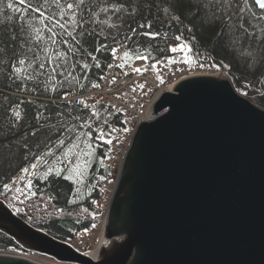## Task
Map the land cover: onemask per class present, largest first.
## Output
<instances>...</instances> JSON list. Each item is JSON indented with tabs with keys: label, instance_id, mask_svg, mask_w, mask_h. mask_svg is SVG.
Wrapping results in <instances>:
<instances>
[{
	"label": "water",
	"instance_id": "1",
	"mask_svg": "<svg viewBox=\"0 0 264 264\" xmlns=\"http://www.w3.org/2000/svg\"><path fill=\"white\" fill-rule=\"evenodd\" d=\"M141 121L95 259L0 199V231L64 264H264V108L226 75L181 81ZM0 264H39L0 252Z\"/></svg>",
	"mask_w": 264,
	"mask_h": 264
},
{
	"label": "trees",
	"instance_id": "2",
	"mask_svg": "<svg viewBox=\"0 0 264 264\" xmlns=\"http://www.w3.org/2000/svg\"><path fill=\"white\" fill-rule=\"evenodd\" d=\"M204 1L84 0V4L71 13L78 26L73 27L71 21L67 26L68 32L76 39L69 35L58 36L56 45L49 44L52 49L50 54L54 55L57 49L67 53V59L60 63L68 65V70L75 79H66L58 70L48 90L32 81L9 79L7 73L11 72V62L0 64V69L4 71L0 75V199L9 203L12 192L7 189L15 177L43 156L48 148L54 151L57 141L63 139L65 149L60 151L61 154L55 151L49 156L46 163H50L49 166L34 180L32 189L35 196L25 203H15L14 206L21 218L60 240L65 241V238H61V233L73 239L93 231L100 221L94 203L101 197L93 183L101 174H107L104 160L108 151L110 126L120 124L122 115L100 105L99 116L86 126L83 124L89 111L77 103H65L60 99L73 91L88 93L101 80L111 63L112 50L121 43L128 44L127 51L132 54L131 60L137 59L136 54H143L149 56L147 60L151 65L169 56V45L178 42L175 39L177 36L190 44L192 59L207 62L213 58L236 82L237 74L233 70V64L237 58L226 57L225 50L220 49L224 46L225 31L229 25L227 23L232 15H238L243 26L246 23L249 25L243 30L240 28L242 24H239L240 35L247 33L246 39L249 36L264 38V18L258 19L251 14L255 12L259 17L261 10L255 6L254 0H248L247 8L251 11L247 10L244 0H217L220 3L218 14L223 17L218 21L208 13V9L203 8ZM4 2L6 4L8 0ZM52 11H56L54 6ZM9 16L12 17L11 20L8 19ZM18 23L10 10L5 8L0 14V31H18ZM146 32L158 35L152 38L143 35ZM205 34L211 40L209 43L203 40ZM48 35L45 33L46 38ZM64 40L67 43H61ZM70 48L75 51H69ZM13 50L19 51L18 42ZM238 52L242 58H247L250 63L258 66L255 75L243 78L250 84L249 99L264 108V48L252 51L243 46ZM237 56L239 58V54ZM85 63L89 65L88 68L83 67ZM54 66L49 62L45 64L48 70ZM14 110L20 112L19 120L15 117ZM69 128L74 131L68 132ZM87 133H91L90 138ZM101 133L105 142L99 138ZM77 134L80 139L75 142L79 144V149L78 152L74 149L69 156V164L63 159V154ZM58 156L61 157L60 161L57 160ZM76 164H79V169L85 170L84 179L68 171ZM49 167L61 168L63 171L60 176H56L53 171L45 178ZM65 176H71V179H65ZM73 180L78 182L73 183ZM0 250L24 251L1 231Z\"/></svg>",
	"mask_w": 264,
	"mask_h": 264
},
{
	"label": "built area",
	"instance_id": "3",
	"mask_svg": "<svg viewBox=\"0 0 264 264\" xmlns=\"http://www.w3.org/2000/svg\"><path fill=\"white\" fill-rule=\"evenodd\" d=\"M182 43L186 42L180 41L169 45V56L150 65L147 60L143 59L124 61L122 57L124 52L128 50V44L123 42L115 48L116 56L112 55L111 67L106 69L101 80L96 84L98 87H93L85 94L73 91L63 95L60 99L65 103H77L89 111V116L83 124L86 126L90 125L93 118L99 116L100 105L122 115L120 124L114 123L110 126L109 140L111 143H108V153L104 161V165L108 169L107 174H101L93 183L94 188L101 195L94 203V208L99 213L100 219L94 230L98 232V235L99 233L104 235L106 231L124 157L139 123L141 121L155 122L157 116L154 112V105L163 93H174L175 87L181 81L197 76L214 77L225 74L215 60H210L207 63L199 61L189 63L186 62V57L189 58L190 52L177 51L174 53L171 51L173 47H177ZM120 64H123L124 67H118ZM152 65H155V68ZM135 68L147 69V71L138 74L134 71ZM94 111L96 115H93ZM104 141L106 140L104 139ZM67 162L70 163L71 160L68 159ZM35 173L36 169L29 176L30 179H24L22 182L26 181L28 184L33 179L32 184ZM22 176L18 177L17 180H20ZM13 186L14 184L11 188ZM27 192L29 193L28 197H30L33 193L32 187ZM98 235L96 233L80 234L76 238L70 239L69 242L78 249L93 244L99 237Z\"/></svg>",
	"mask_w": 264,
	"mask_h": 264
},
{
	"label": "snow or ice",
	"instance_id": "4",
	"mask_svg": "<svg viewBox=\"0 0 264 264\" xmlns=\"http://www.w3.org/2000/svg\"><path fill=\"white\" fill-rule=\"evenodd\" d=\"M255 6L261 10L260 16L258 17L255 12H252V16L256 18H264V0H254ZM84 4V0H74V2H69V0H8L5 4L4 0H0V14L3 13L4 9H8L12 14L15 15L16 19L19 21L17 28L18 31L12 29H4L0 31V64L10 61L11 62V72L7 73L9 79L23 81H32L34 83L43 85L45 90H48L50 87V82L55 79V75L58 70H60V75L65 76V78L72 77L71 71L68 70V65L61 64V60L67 59V53L57 49L54 55L52 49L49 47V44L56 45L58 36L69 35L73 39L76 37L68 32L67 26L69 21L72 22V26H78V22L74 15L77 8ZM244 5L247 8L248 0H244ZM53 6L56 11H52ZM118 10V9H117ZM248 11H251L250 8H247ZM106 11V9H104ZM9 20L12 19L11 16L8 17ZM143 27V25H141ZM151 27V25H148ZM57 29H60L57 32ZM45 33L49 35L45 37ZM143 35L151 36L155 38L157 33H143ZM176 40H180L181 37H175ZM34 41V43H31ZM18 42L19 51H14ZM61 43H67L66 40L61 41ZM11 51V55L9 52ZM69 51H75L70 48ZM172 52H191V47L182 43L177 47L171 49ZM112 55L116 56V49L112 50ZM43 57V58H42ZM135 58L147 60L149 56L143 54H136ZM95 59V57H93ZM122 59L124 61H130L132 59V54L128 51H125ZM46 62L55 64L54 67H51L50 70L46 69ZM175 62V61H170ZM186 62L191 63L190 58L186 57ZM97 66L99 64L97 63ZM84 68H88V64L83 65ZM111 67V65H109ZM118 67H124L123 64L118 65ZM155 68V65H152ZM134 71L138 74H142L143 71L147 69L135 68ZM4 74L3 69H0V75ZM71 80L69 81V83ZM163 82V81H161ZM62 83V82H61ZM98 87V85H94ZM143 87V86H141ZM21 90H23V84L21 85ZM54 90V89H53ZM35 91V89H33ZM14 115L17 120L20 119L21 114L19 111L14 110ZM93 115H96V112H93ZM83 127V125H81ZM68 132L74 131V129H67ZM35 135V133H32ZM89 138L91 133L86 134ZM103 136V133H101ZM80 136L77 134L75 140L67 146L66 151L63 154V159L67 160L71 154H73L74 149L79 148V144L76 143V140H79ZM111 143V141H107ZM58 147L65 146V140L59 139L57 141ZM90 147V145H89ZM51 148L44 153L43 156L39 158L40 162L47 163L45 157L53 155ZM77 155L82 153H76ZM57 160L60 161L61 157H57ZM38 164H31L30 168L32 170L37 169ZM79 164H76L74 167L69 168L68 171L73 173L75 176L80 177L81 172L79 170ZM23 171L27 173L29 168H24ZM55 171L56 176H60L63 169L49 167L48 171L45 173V178L48 175L52 174ZM65 179H71V176H65ZM78 180H73V183H77ZM29 187H31V182H29Z\"/></svg>",
	"mask_w": 264,
	"mask_h": 264
},
{
	"label": "rangeland",
	"instance_id": "5",
	"mask_svg": "<svg viewBox=\"0 0 264 264\" xmlns=\"http://www.w3.org/2000/svg\"><path fill=\"white\" fill-rule=\"evenodd\" d=\"M219 2H217V0H205L204 1V6L203 8L205 10L208 9V13L211 16H215V18H217V20L219 21L221 18H223L221 16V14L219 13ZM242 24L240 17L238 15H232L231 16V20L228 21L227 25H228V30L225 31V38H224V46H221L220 49L225 50L226 53V57H235L237 59H234V64H233V70L236 72L237 76L235 78L234 82L231 77L228 75V73H226L225 75L230 78L234 84V89L236 92H238L240 95L245 96L249 99V93H250V84L247 80H245L243 77L244 76H253L257 73V65H253L252 63L249 62V60L247 58H242L243 56L238 52V50H240L241 48H243V46H245L246 48H248L249 50L252 51H256V50H262L264 48V38H260V37H250L248 39H246V34H239L240 29H239V24ZM246 26L249 27V25L246 23ZM246 26H243V24L240 26L241 29L245 30ZM209 30V29H208ZM210 32V31H209ZM229 39V41H228ZM203 40L206 42H210V38L208 35L205 34V37L203 38ZM239 54V58L238 55ZM191 61H197L194 60L192 58H190ZM210 60H214L213 58H210L207 62H209ZM200 62V61H199ZM205 62V63H207ZM251 100V99H249ZM252 101V100H251ZM253 103L257 104L256 102L252 101ZM259 105V104H257ZM260 106V105H259ZM66 146L63 147H58L53 151V153L55 151H57V154L60 151H63L65 149ZM58 148H60V150H57ZM79 149V148H78ZM78 149H76V151L78 152ZM61 154V152H60ZM49 159V156L45 157V160L47 161ZM74 162V161H73ZM35 164H38V167L36 169V173L34 176V180L37 178V176L39 174L42 173V171H44L45 168H47L49 166L46 165V163L40 162V160H36L34 162ZM33 163V164H34ZM46 165V166H45ZM72 165H74V163H72ZM30 169V166L27 167ZM81 172V176L79 178L84 179L85 177V170L79 169ZM84 171V173H83ZM35 170L30 169L27 173H25L24 171H22L17 177H15V179L12 181L13 183L11 184V186L14 184V186L11 188V186L9 187V189H7L9 192H12L11 194V201L9 203L5 202L7 205L10 206V208L17 214L18 209L14 206L15 203H25L27 201H29L30 199H32L35 196V193L33 192L30 197L29 193L27 192V190L29 191L30 188L32 187L33 183L31 184V187H29V183L27 184L26 181L22 182V180L24 179H30L29 176L34 173ZM21 175H23L21 177L20 180H17L18 177H20ZM33 181V179H32ZM31 181V182H32ZM24 185V186H23ZM24 187V188H23ZM17 189H19L17 191ZM17 191V192H16ZM28 197V198H27ZM27 198V199H25ZM48 206V205H46ZM89 233H96L98 235L97 231H91V232H87L86 234ZM102 234L99 233V237L96 239V241H94L93 244H89V245H85L82 247H79L77 250L79 252L82 253H90L94 250H96L98 248V246L100 245V241L102 240ZM61 238H65V241H69L72 238H68V236L65 233H61ZM90 250V251H87ZM1 252H3V250H0ZM5 252V251H4ZM6 252H10L16 255H22V257H30L31 260L33 259L35 262H39V263H44V264H61L58 263L56 260L46 256V255H41L39 253L36 252H27V251H6ZM30 260V259H29ZM32 260V261H33Z\"/></svg>",
	"mask_w": 264,
	"mask_h": 264
},
{
	"label": "bare ground",
	"instance_id": "6",
	"mask_svg": "<svg viewBox=\"0 0 264 264\" xmlns=\"http://www.w3.org/2000/svg\"><path fill=\"white\" fill-rule=\"evenodd\" d=\"M219 76V75H218ZM105 235H106V231L104 232V235H102V240L100 241V245L98 246V248L96 249V250H94V251H92V252H90V253H85L87 256H89L90 258H92V259H95L97 256H98V254L100 253V251H101V249H102V246H103V243H104V239H105ZM1 252V251H0ZM4 254H9V255H13V256H18V257H22V255H16V252H15V254H13V253H10V252H4ZM23 258H26V259H30L31 260V258L30 257H23ZM33 260V259H32ZM34 261V260H33ZM35 262V261H34ZM39 263V262H38ZM58 263H60V262H58ZM39 264H44V263H39ZM61 264H64V263H61Z\"/></svg>",
	"mask_w": 264,
	"mask_h": 264
}]
</instances>
